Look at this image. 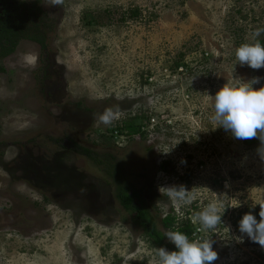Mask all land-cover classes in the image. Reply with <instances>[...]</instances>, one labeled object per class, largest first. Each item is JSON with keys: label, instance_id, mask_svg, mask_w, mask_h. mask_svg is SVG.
Returning a JSON list of instances; mask_svg holds the SVG:
<instances>
[{"label": "rangeland", "instance_id": "rangeland-1", "mask_svg": "<svg viewBox=\"0 0 264 264\" xmlns=\"http://www.w3.org/2000/svg\"><path fill=\"white\" fill-rule=\"evenodd\" d=\"M39 1L54 24L46 51L22 41L0 61V264H159L123 190L141 193L163 235L175 216L193 239H211L213 264H264V248L238 230L264 202L259 141L210 121V96L228 79L264 77L235 60L239 45L264 39V0ZM131 122L145 135L113 133ZM179 185L191 204L168 195ZM209 202L221 222L201 230Z\"/></svg>", "mask_w": 264, "mask_h": 264}, {"label": "clouds", "instance_id": "clouds-1", "mask_svg": "<svg viewBox=\"0 0 264 264\" xmlns=\"http://www.w3.org/2000/svg\"><path fill=\"white\" fill-rule=\"evenodd\" d=\"M59 2V0H54ZM255 35L259 37L261 30ZM235 60L241 66L251 69L264 68V43L256 40L253 43H242L235 50ZM236 63V64H237ZM264 77H253L245 80L231 78L213 96V114L211 123L216 128H222L231 138L239 141H259L256 149L257 156L264 163ZM258 86V87H256ZM116 118L111 110H105L99 116V121L105 125ZM181 163L186 161L181 160ZM227 187V185H225ZM168 195L174 200L189 205L192 195L183 185L168 188ZM259 205V220L257 216L248 212L238 222L241 238L246 236L251 242L264 248V202ZM253 204L251 207H255ZM220 208L216 202H209L196 215L201 230H211L221 222ZM167 241L174 245V250L161 246L156 250L159 264H213L217 260V252L213 248V241L207 238L189 239L180 230H168L164 233Z\"/></svg>", "mask_w": 264, "mask_h": 264}, {"label": "trees", "instance_id": "trees-1", "mask_svg": "<svg viewBox=\"0 0 264 264\" xmlns=\"http://www.w3.org/2000/svg\"><path fill=\"white\" fill-rule=\"evenodd\" d=\"M53 27V21L49 19L46 12L42 9V4L39 0L31 2L0 0V61L14 54L22 41L36 43L43 51H46L47 35L53 30ZM259 41L264 43V39ZM0 72H5L4 68L0 67ZM145 84H148V78ZM143 129L142 125L131 122L125 124L124 127H117L112 131L113 133L117 132L123 137H131L136 135L144 136L145 132ZM75 150L91 157V151L89 150L78 146ZM94 160L97 161L96 163L102 164L101 161ZM167 166L168 163L164 164L161 169L167 171ZM118 198L125 211L130 213L132 219L139 224L156 246H165L169 250H174V245L165 243V237L153 221L139 191L128 192L123 190L120 192ZM256 216L259 220L258 212H256ZM162 226L167 230H180L189 239H193L194 231L190 223L179 224L175 216L165 217L162 221Z\"/></svg>", "mask_w": 264, "mask_h": 264}, {"label": "built area", "instance_id": "built-area-1", "mask_svg": "<svg viewBox=\"0 0 264 264\" xmlns=\"http://www.w3.org/2000/svg\"><path fill=\"white\" fill-rule=\"evenodd\" d=\"M176 70L181 74V75H185V76H187V75H189V70H188V67L187 66H184V65H182V66H177L176 67ZM181 78V77H180ZM176 79V78H175ZM181 81H182V78L180 79ZM156 80H155V77H153V76H150L149 78H148V84L147 85H149V84H153V82H155ZM155 119H152V124H151V127H155L156 125H154L155 124Z\"/></svg>", "mask_w": 264, "mask_h": 264}, {"label": "flooded vegetation", "instance_id": "flooded-vegetation-1", "mask_svg": "<svg viewBox=\"0 0 264 264\" xmlns=\"http://www.w3.org/2000/svg\"><path fill=\"white\" fill-rule=\"evenodd\" d=\"M31 43H33V42H31ZM38 45V44H37ZM41 48V47H40ZM17 50V49H16ZM13 55V54H12ZM12 55H10V56H12ZM9 56V57H10ZM8 58V57H7ZM7 58H5V59H7ZM5 59H3V60H5ZM2 61V60H1ZM5 70V69H4ZM1 73V72H0ZM3 73H5V72H3ZM2 74V73H1Z\"/></svg>", "mask_w": 264, "mask_h": 264}]
</instances>
